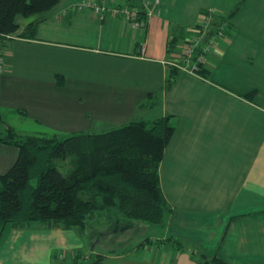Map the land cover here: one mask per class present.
<instances>
[{
  "label": "crops",
  "instance_id": "crops-1",
  "mask_svg": "<svg viewBox=\"0 0 264 264\" xmlns=\"http://www.w3.org/2000/svg\"><path fill=\"white\" fill-rule=\"evenodd\" d=\"M74 1L16 15L17 29L4 35L0 119L11 125L3 112H17L71 135L169 115L158 178L171 211L160 225L109 228L103 211L82 230L7 225L0 263L101 254L102 264H264V0H109L103 15L74 10ZM235 7L202 73L173 64L180 72L166 87L204 13ZM17 153L0 143V172Z\"/></svg>",
  "mask_w": 264,
  "mask_h": 264
},
{
  "label": "trees",
  "instance_id": "trees-1",
  "mask_svg": "<svg viewBox=\"0 0 264 264\" xmlns=\"http://www.w3.org/2000/svg\"><path fill=\"white\" fill-rule=\"evenodd\" d=\"M56 1L0 0V41L17 29L16 15L43 12ZM237 8L214 19L225 21L229 30ZM179 72L170 66L166 87ZM151 98L142 105L151 104ZM173 132L169 115L133 119L101 133L61 137L19 134L1 118L0 143L15 146L18 153L0 172V236L7 225L23 228L36 222L82 230L100 211L107 223L162 224L171 209L160 190L158 165ZM65 161L67 168L60 166ZM103 259L101 254L76 255L57 264H102ZM211 263L222 261L213 257L198 264Z\"/></svg>",
  "mask_w": 264,
  "mask_h": 264
},
{
  "label": "built area",
  "instance_id": "built-area-1",
  "mask_svg": "<svg viewBox=\"0 0 264 264\" xmlns=\"http://www.w3.org/2000/svg\"><path fill=\"white\" fill-rule=\"evenodd\" d=\"M108 1L109 0H75L72 3L71 8L74 10H84L86 8H90L96 14L103 15L108 10ZM122 11L125 14H136V12H130L128 9L126 10V8H123ZM214 17L215 15L213 11L204 13V18L201 24L197 26L196 30L184 41L182 58L180 60L181 62L179 64L174 63V65L181 68L182 71L188 73H198L200 65H202L205 61L206 55L212 52L213 47L216 45L215 42L227 35L224 33V30L228 28L225 21L217 26V30H210L214 29L216 25H211ZM4 61V53L1 49L0 71L4 68Z\"/></svg>",
  "mask_w": 264,
  "mask_h": 264
},
{
  "label": "rangeland",
  "instance_id": "rangeland-1",
  "mask_svg": "<svg viewBox=\"0 0 264 264\" xmlns=\"http://www.w3.org/2000/svg\"><path fill=\"white\" fill-rule=\"evenodd\" d=\"M124 8V6H123ZM125 9V8H124ZM20 17H22V19H24L26 16H22L20 15ZM221 23H223L222 21L218 20L217 18H215L214 20H212V23L211 25H215L214 29H210L211 31H215L218 29V25H220ZM0 50L3 48V46H5L8 42V38L4 37L3 39H1L0 41ZM181 61L177 62L178 64L180 63ZM176 63V62H173L171 63L172 65ZM203 65V64H202ZM202 65H200V69L202 68ZM178 67V66H177ZM179 68V67H178ZM180 70H182L180 68ZM200 71V70H199ZM199 71H198V74H199ZM3 117H5L6 121L9 122L11 125L14 126V129L19 133V134H39L38 132H45V133H51V134H55L57 136H67V135H64V134H67L68 132H65V131H61L62 133H55L53 131L55 130H51V128L47 127V126H40L39 124H35L34 122L30 121V120H27L25 118H22L21 115L17 112H6L4 111L3 112ZM44 124V123H43ZM45 125V124H44ZM115 128V127H113ZM65 132V133H64ZM79 134V133H78ZM69 135V134H68ZM10 150H8V153H9ZM15 158V157H14ZM12 159V161L9 162V164L7 165V167L5 168V170H7L9 168V166L14 162L15 159ZM61 165L60 166H63L64 168H67V164L68 162L65 161V162H61L60 163ZM6 165V164H5ZM4 165V166H5ZM32 183H35V179H32ZM108 226L109 228H111V226H115V223H108ZM127 233H132V232H127ZM124 234L125 236H128V234ZM111 235H115L114 233H111ZM8 259H6V262L5 261H1L0 264H31L30 262L28 261H24V260H16L15 256L13 255H9L7 256ZM86 257V256H84ZM87 258V257H86ZM27 260V259H26ZM41 263H44L43 261Z\"/></svg>",
  "mask_w": 264,
  "mask_h": 264
},
{
  "label": "bare ground",
  "instance_id": "bare-ground-1",
  "mask_svg": "<svg viewBox=\"0 0 264 264\" xmlns=\"http://www.w3.org/2000/svg\"><path fill=\"white\" fill-rule=\"evenodd\" d=\"M224 33H225V30H224Z\"/></svg>",
  "mask_w": 264,
  "mask_h": 264
}]
</instances>
